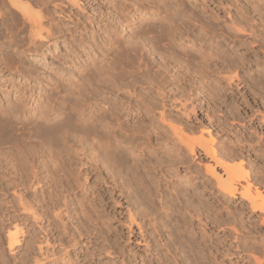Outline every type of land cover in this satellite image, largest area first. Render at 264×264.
I'll list each match as a JSON object with an SVG mask.
<instances>
[{
  "label": "bare ground",
  "instance_id": "obj_1",
  "mask_svg": "<svg viewBox=\"0 0 264 264\" xmlns=\"http://www.w3.org/2000/svg\"><path fill=\"white\" fill-rule=\"evenodd\" d=\"M54 1L31 0L33 4L35 3V6L41 5V7L43 6L46 9L43 10L44 12L42 11L43 13L40 12V9L39 11L35 9V12L31 10L33 8L31 7L32 4L28 3L29 0L28 2L0 0V6L3 4L7 8L4 7V9L10 12L13 17L22 18L23 21L26 20L30 24V29L33 28L35 32L33 31L32 40L29 39V42L31 41L29 48L32 47L39 50L47 44L52 28L59 31L64 29L57 23L50 24L51 32L50 29L41 27L46 24L45 22V24H42L45 18H48V20L52 19L53 13L48 8ZM69 2L74 5L77 0H69ZM139 5L143 6L142 3ZM179 10L177 9V11ZM187 13L189 18L202 23L212 33L216 32L212 36L215 40L209 41L206 38L202 44L199 43L200 45L197 49H191L188 52V64L191 61L194 62V64L192 63L193 65L191 64V68L187 67L186 65L188 64L185 63L183 64L184 66L180 64L182 66H180L181 69H177L180 63L178 61L185 62L186 59L181 60V56L175 54L172 51L174 49H170L172 46L170 48L168 46L163 47V52L168 51L167 54H164L174 64L172 68L165 66V64L163 65L161 56H156L157 58H151L158 65V69L153 71L149 69V64L144 59L142 50L146 48V39L147 41L148 39H155L156 41L163 37L164 28L161 25L146 22L142 28L137 27L138 31L136 34L140 43H136L139 45L130 43L131 47L126 45L127 47L123 48L124 54L121 53L123 49H119L121 40L118 37L111 40V45L119 49L117 51L118 55L120 54L122 58L125 55L126 57L124 56V58H127V60H133L132 64L135 63V68L134 66H132L133 68L129 66L130 69H136L137 73L140 71L139 74L147 78L151 91L146 93L138 92L137 88H135V83L142 82L143 78L136 77L134 74H132L135 76L132 80L126 83L119 82L123 76L120 74L122 70L118 72L119 74L117 73L118 75H115V81L110 82L106 74H110L112 69L117 68L115 66L116 62L111 63L109 68L104 67L103 64L98 66L97 64H92L89 65L90 73L85 79L79 84L66 86V95H61L59 92H57L59 95H56L57 93L53 91L56 93H53L55 94L54 96L51 92L53 96L50 98L46 96L47 98L44 99L49 100L42 102L41 105H43L36 108L35 115H31V119L26 120L23 125L19 126L15 122H4L0 116V145L6 144L9 137L13 135L16 142H18L16 148H19L20 152H22V156L16 158L12 165L14 179L7 180V182L5 180L6 184L3 185V176H0V193L6 194L9 189L20 184L25 187L23 188L24 192L10 197L11 200L9 201L5 200V198L0 199V232L5 220H7L6 223H13L16 219L15 217H18L19 214L31 217L38 225L48 222L49 227L41 226V224L39 226L43 234L41 242L36 243L38 239H35V235L30 237V241H25L28 250L24 256L27 259H32L34 264H82V261H89L90 264H130L128 260H125V248L121 247L115 238L111 239L110 242L112 251L107 252L111 260L102 261L103 258L100 257L101 246L95 241L100 238L107 239V231L109 232L112 228H110L111 224L106 222V220L111 219L109 217L110 214L106 215L102 210V207L107 204L105 198L116 192V190H119L120 196L123 197H127L134 192V195L139 198V203L136 202L137 198L134 201L138 205L140 204L139 206L143 204L144 207L145 205L144 209L148 206H155V198L152 199V197L156 194H164L163 184L161 185L154 181L156 174L161 173L162 175V172L166 170L165 168H168L167 170L169 171V169L174 170L176 166L184 165L187 161V154H185V151L183 152V148H186L188 153L195 154V146H198L204 157L209 160V162H205L203 168L206 174L202 175L201 178L199 177L200 180L194 185L191 184L192 181L187 182L185 186L182 185L184 187L178 184H173L174 186L171 185L172 183L170 184L173 187L176 199L174 200L173 197L171 199L170 196L167 206L164 203L167 200L164 201L165 199L162 198L165 207L167 206V211L164 210V212L167 214L170 210L171 214L175 216L171 218L173 222L169 230L170 240L168 239V243L161 244L160 249L158 246H153L152 243L147 245L150 249L148 247L145 248L144 254L140 258L141 263L233 264V258H235L237 263L242 261V264H264V239L251 243L246 242L244 237L248 238L250 236L246 235L244 228L247 227L245 223L243 224L244 220L240 221L242 224L237 222L239 224L237 227H235L236 225L233 226V224L231 227V224L229 227L225 225L226 228L219 225L222 212L221 198L231 203L237 197H240V200H237L234 207L242 210L240 213H244L243 210H246L245 215H250V218L256 216V220L264 224V114H248L245 111L247 110L245 107L239 108L244 100L241 103L236 100L237 106H234L228 103L225 96L226 89L230 88L231 84L235 83V80L250 83L251 81L246 80V78L255 79L253 75L257 76L258 83L264 86V33L257 32L252 19L250 20L244 14L239 16L238 19H230L229 23L219 27L216 23L200 16L196 18L192 11L188 10ZM37 25L40 26L38 31H36ZM172 27L169 29L170 32H173ZM216 35L218 36L215 37ZM146 51L150 55L151 52L148 48H146ZM119 59L121 60V58ZM120 60L119 63H121ZM129 62L131 63V61H128L126 64L128 65ZM175 67L177 70L174 69ZM119 68L123 69V67ZM16 69L18 68L16 67ZM125 71L129 73L130 70ZM136 71L133 72L136 73ZM222 71L229 74L222 76ZM249 71L250 73L253 71L254 74L250 75ZM248 73L249 75H247ZM211 77H214L212 78L214 83L206 85L207 83L203 80ZM222 78L227 82L226 88L225 84L223 86L221 84L220 80ZM196 81L201 84V90L199 91L200 96L195 97L194 101H192L191 111L199 109L204 114L209 125L214 126L216 135L219 132L227 134L226 141L218 142L211 130L206 131V137L201 134L199 137L191 138L186 133L193 131V127L185 123L182 124L181 121H176L173 115L166 113L167 103L174 104L176 102L173 97L174 89H178V91L183 93L186 91L181 86L183 83L193 87ZM173 83H177L175 88L171 87L165 90L167 85H173ZM58 86L54 90L58 91ZM142 88L144 89V87ZM150 92L152 95L149 94ZM106 93L113 94L114 97L109 98L105 96L107 95ZM142 93H144V96ZM157 98L160 99L159 102H157ZM31 100L34 103V98L29 96L20 106L25 107ZM16 106L19 105L15 104L13 108L15 107L14 109L17 112L19 109ZM156 110L158 112L157 118L153 114V111ZM148 126L149 128L147 129ZM151 135L162 137L163 140L170 139L173 142V146L178 147H166L165 150H162L161 147H151L152 150L151 148L147 149L149 152L145 151L147 147H141L140 153L143 152L141 158L131 156L134 155V149H140V147L135 146L148 145ZM251 156L253 157L252 161L250 160ZM38 157H41V159ZM75 160L78 161V165H84L85 163L92 167L89 169L94 170L96 178L89 186L85 187L82 185V187L80 185L78 175L75 172L74 165L77 164ZM128 161L131 162L128 163ZM258 162L261 163V166H256ZM151 168L153 173L150 170ZM255 169L256 173H253ZM83 170L86 171L87 168L84 167ZM90 172L88 171V173ZM18 178L19 181L16 180ZM97 179H101L102 184ZM164 181L166 183V180ZM54 183H57L58 186L53 185ZM47 185H50V187L53 185V188L51 187L52 189L51 191L49 190L48 195L41 196ZM199 187L202 190H198ZM79 188H83V192L81 194L82 197L77 198L76 194L79 193ZM153 188L156 192L155 195V192H152ZM187 189L191 198L186 192L185 194L189 197L187 196V200L184 201L185 199H180L179 192L187 191ZM203 189L210 192L212 201L204 200V197L202 199L199 198L198 195L201 194ZM69 190H78L75 191L76 193L72 199L66 198L65 192H69ZM167 193L165 192V194ZM194 196H198V198H194ZM165 198L167 199V197ZM181 200L182 202L184 201L183 203L188 204L186 205L187 207L192 206V210L195 213H191L190 209L185 208L186 206L181 207L182 204H179ZM163 203L159 202L161 207ZM159 204H157L158 207H160ZM132 205H134V202ZM152 207L151 209L147 208V211H152ZM163 209H165L164 206ZM72 210L74 214H70ZM11 211L16 214H9ZM141 211H143L142 208ZM126 212L128 216L127 239L129 241L131 237L137 236L131 224L134 222L133 215H139V212L132 214L129 208L126 209ZM160 212L162 211L160 210ZM236 212L234 211L235 214L231 212L234 214H231L235 218L234 221H238L237 218H239L240 214ZM120 213L122 214V212ZM237 215L238 217H236ZM65 218L68 220H65ZM73 220H77L79 227L76 226L77 228L74 229L68 225ZM169 221L171 222L172 220ZM105 223L108 225L104 226ZM22 224L24 223L22 222ZM20 225L13 224L14 230L7 229V243L12 250L20 244V237L24 235L23 228ZM59 227L60 237L55 236L57 239H53L54 242L51 244L49 239ZM140 229L141 227L139 226L138 230ZM155 229L154 231H156ZM143 231L138 232L142 238L146 235ZM229 236L233 239L234 245L232 246L225 242ZM70 238L72 250H65L64 254L61 253V255L59 254L60 256L57 255L56 257V247H67L65 242ZM84 238L88 240L83 244ZM56 241L58 244L55 246ZM89 243L92 244L93 249L85 252ZM138 243L140 244V242L136 241V244ZM1 245L2 241L0 238V247ZM34 245L37 246L41 259L33 252L32 248ZM67 245L69 247L70 242ZM72 252H75V258L74 256L73 258L71 257ZM112 254L114 256H111ZM0 256L2 255L0 254ZM1 259L2 264L9 263L3 259V256ZM167 259L168 261H166ZM23 263L25 264L26 260Z\"/></svg>",
  "mask_w": 264,
  "mask_h": 264
},
{
  "label": "rangeland",
  "instance_id": "obj_2",
  "mask_svg": "<svg viewBox=\"0 0 264 264\" xmlns=\"http://www.w3.org/2000/svg\"><path fill=\"white\" fill-rule=\"evenodd\" d=\"M20 1L28 2V0H20ZM139 2L143 4V6L141 5L142 7L139 5L140 4ZM28 3H30V5L32 4L31 7L33 9L31 10H34V12H35V9L36 11H39L40 9L41 13L44 12L43 10H46L43 6L41 7V5L35 6V3L33 4L31 0H29ZM120 4H123V5H120ZM1 5L2 6H0V116L3 118L2 120L4 122H9V123L15 122V123H18L19 126L23 125L26 122V120L31 119V117L35 115L36 108L42 106L43 105V104L41 105L42 102H45V101L47 102L49 100V99L45 100L44 98H47V97L50 98L53 95L55 96L57 92H59L61 95L63 94L66 95L67 94V92H65L66 86L71 85V84L72 85L79 84L83 79H85V77L90 73L89 65H92V64L93 65L97 64V66L103 64L104 67L109 68L110 67L109 65L111 63L116 62L115 66H117V68L112 69L110 74H106L110 82H114L115 75L119 71L122 70L121 71L122 73L120 72V74H122L123 76L121 75L122 77L119 82L126 83L132 80L135 77L132 75L134 74L136 75V77H141V79L143 78L142 82L135 83V88H137L138 92L146 93L147 91L148 92L151 91L149 89L151 86L147 83L148 82L147 78L144 75L139 74L140 71L137 73L136 69L135 70L130 69V67L133 68L132 66H134L135 68V63L132 64L133 60H130V59L127 60V58H124L125 55L122 58V56L120 54L118 55V52H117L119 51V49L126 48L127 46L131 47V45H129L130 43L132 45H139V44H136V43H140V40L137 39L138 35L136 34L138 31L137 27L142 28L143 26H145L144 24L146 22L154 23L155 25L158 24L164 28L163 30L164 34H163V37L159 39L160 41L156 40L158 41L156 42L155 39H151V40L148 39V41L146 39L145 41L147 42L146 48H148V50L151 52L150 53L151 56L146 51V48H143L142 50L144 54V59L149 64V69L151 71L158 69V65L152 60L151 57L161 56L163 65L165 64V66L171 67V68L174 65L173 63H171V60L168 57L166 58L165 54H167L168 51L163 52V49H164L163 47L169 46L170 48V46H172V48L170 49L171 50L174 49L172 51H174L175 54H179L181 58L178 55L177 56L181 60H184V59L187 60V62L186 60L185 62L180 61V60L178 61V63L180 62L178 64L179 68L177 67V64H176V67L177 69H181L180 68L181 65L185 63L188 64L189 58L187 54L191 49L192 50H194L195 48L197 49V47H199V45L202 44L203 40L206 38L209 41L214 39V37L212 36L216 34V32L212 33L211 31H209L210 29L205 27V25H203L202 23H199L197 21H194V19L189 18V15L187 13L188 10L192 11L196 18H199L197 16H200L204 19H207L211 22L216 23L217 25H219V27L223 26L226 23H229L230 19L232 18L238 19L239 16L244 14L245 16L250 18V20L252 19L253 23L255 24V29L257 30V32L259 31V32L264 33V0H77V3L74 5L72 3L70 4L69 0H55L53 3H51V6L48 8L49 11L53 13L52 19L48 20V18H45L46 21H44L45 20L44 19L42 24H45V23L47 24L49 22L47 24L48 26L45 24V26L42 25L41 27H43L44 29H50V32H51L50 24L57 23L59 26L63 27L64 29L59 31V30H54L52 28V32L50 33L48 37L47 44L41 47V49L37 50V49H33L32 47L29 48V46H31L30 45L31 41L29 42V39L32 40L33 38L32 34H34L35 30L33 28L30 29V24L26 20L23 21L22 18L13 17L10 12L4 9L5 6L3 4ZM177 9H180V10L177 11ZM262 15L263 17H261ZM260 17L262 20L260 19ZM171 27L173 28V32H170L169 30ZM43 28H42V31H43ZM36 29H37L36 31H38V29H40V26L37 25ZM31 30H32V33H31ZM217 36L218 35H216L215 37ZM117 37L121 40L120 41L121 44H119L120 46L119 49L116 46L111 45V40H114L113 38H117ZM152 40H154L155 42ZM159 42L162 44V46ZM121 53L122 54L125 53L124 49L121 51ZM119 58H121V60ZM118 59L120 60L121 63H119ZM128 61H131V63L129 62V64L127 65L126 63H128ZM118 63L121 64L122 66L121 65L118 66L119 65ZM192 63L194 64V62L191 61L186 66L187 67L189 66L191 68V66L193 65ZM13 67L15 68L17 67L18 69L15 70V68L13 69ZM119 67H123V69H120ZM176 67L174 69H176ZM252 68H254V66H252ZM128 69L130 70L129 71L130 74L127 73L128 71H125ZM222 70H225V69H222ZM133 71H136V73H134ZM218 71L220 70L218 69ZM249 73L247 75H249ZM228 74H229L228 72H224V71H222L221 73L222 76L223 75L227 76ZM253 74L254 72L251 71L250 75H253ZM125 75L126 77H124ZM212 78L214 77L206 78V80L204 79L203 81L207 83L206 85H210L214 83ZM253 78L255 79H250V77L246 78V80L251 81L250 83L246 81L240 82V81L235 80V83H232L233 87L231 84V87L226 89L225 96L228 100V103L234 106H237L236 100H238L239 103L243 102L244 100L243 104H241L239 108L245 107V109H247L245 111L248 114H251V113H255V114L263 113L264 114V86L258 83L259 81H258L257 76L253 75ZM220 81H221L222 86L225 84L224 86L226 88L227 82H225L223 78ZM176 84L177 83H173V85L172 84L167 85L165 90H168L171 87L175 88ZM56 86H58V89H57L58 91H56V89L54 90ZM181 86L186 91L182 93L178 91V89L177 90L174 89L173 97L176 99L175 100L176 102L174 104L167 103L166 113L173 115V117L176 118V121H179V122L181 121L182 124L185 123L188 126L193 127V131H191L192 133L191 132L186 133L191 138L199 137L201 134H204L206 137L207 136L206 131L211 130L213 136L215 135V138H217L218 142L223 141V140L226 141L228 137L227 134L219 132L216 135L214 131V126L209 125L208 121L204 117V114L199 109H196L195 111H191L192 104H193L192 101H194L193 99L195 97L200 96L199 91L201 90V84L196 81L195 86L193 87H190L189 85H185V83H183ZM142 87H144V89ZM49 91H50L49 94H51V92L52 94L55 92L56 93L53 95L51 94L49 96L48 94ZM46 92H47V95H46ZM59 93H57L56 95H59ZM144 93H142V95ZM106 94L107 95L105 96H108L109 98L114 97L113 94H109V93H106ZM149 94L152 95L151 92ZM183 94L185 95L183 96ZM188 94L189 95L192 94V95L189 96ZM29 96L34 98V103L31 100L25 107H21L20 104L22 105L25 102L24 100H26V98H28ZM159 101L160 99L157 98V102ZM15 104L21 107L20 109L19 106H16L20 112L19 111L16 112L14 109L15 107L13 108ZM28 105L29 107H27ZM153 114L155 118L158 117L157 110L153 111ZM13 120H16V121H13ZM176 121H175V124H176ZM148 128L149 126L147 127V129ZM200 130L203 131V133H201ZM11 136L6 141V144L5 143L3 145L1 144L2 146L0 145V174H1L0 176H3L2 178L3 185L6 184L7 180L14 179L13 178L14 169L12 165L16 161L15 160L16 158L22 156V152H20L21 150L19 148H16V146H18L16 145L18 144V142H16V139L13 137V135ZM144 145L142 144L141 146L140 145L135 146V147H140V149L138 148L134 149L133 151L134 155H131V156H134V157L136 156V157L141 158L143 155V152L140 153V150L142 149L141 147H147L145 151L147 149L149 150L151 147H161L162 150H165L166 147H178V146H173V142H171L170 139L163 140L162 137L159 138L153 135L150 136L148 145L146 144ZM180 147H185V146H180ZM195 147H196L195 154L188 153V151H186V148H183V152L185 151V154H187V161L185 162L184 165L176 166L175 168L176 170L169 169L168 171L167 170L168 168H165L166 170L162 172V175L161 173H157V174L155 173L156 176L154 178V181H156V183L158 184H161V185L163 184L162 185L163 188L162 187L161 188L164 190L163 192L164 194L157 195L156 192L154 191L155 189L153 188L152 192L154 191L155 192L154 195L156 194L155 195L156 197L155 196L152 197V199L155 198L154 199L155 206L153 207L148 206L150 209L152 207V211L150 210L149 212L147 211V208H148L147 206H146L147 208L144 209L145 205L143 207V204L139 206L140 204L138 205L136 203L139 201V198H137L134 195V192L130 193L129 195L127 194L128 195L127 197H123V196H120L119 190H116V192H113L109 197L105 198V201L107 202V204L103 206L104 208L102 207V210L104 214L106 215L110 214L109 217H111L110 219L111 221L106 220V222L111 224L110 228L112 227L111 230L113 231L112 232L111 230L109 232L107 231V235H106L108 237L107 239L100 238V239H96L95 241L99 246H101L100 247V250H101L100 257L103 258L102 261L104 260L106 261L107 259L111 260L110 259L111 257L107 255L108 254L107 252L112 251L110 249V242H111V239H114V238L119 242L121 247L125 248V251H126L124 254V256L126 257L125 260H128L130 264H142L140 261V258L142 257L141 255L144 254L145 248L148 247L147 245H150L152 243L153 246H158V248L159 247L161 248L162 246L161 244L168 243V241L170 240L169 230L172 226L171 223L173 222V219L171 218L175 216L171 214L170 210L167 212V214L164 212V210L167 211L166 207L168 206V202L170 201L169 200L170 196H171V199L172 197L174 198V200L176 199L174 197L175 192H173V187H172L174 186L173 184H178L179 186L181 185V187H184L185 185H187V182L192 181L191 184L194 185L198 183L197 181L200 180L202 175L206 174L203 168H204L205 162H209V160L208 158L204 157V154L201 153V150L200 148H198V146H195ZM148 150L146 152H149ZM85 153L83 154L85 155ZM38 158L41 159V157H38ZM250 160L251 161L253 160L252 156ZM130 162L128 161V163ZM74 166H75V172L79 178L78 181L80 182L81 186L84 185L86 187V186H89L92 183V181L94 182V179L96 178V174H94L93 169H89V168H92L90 167V165L88 166L85 163L84 165H78V161H77V164H75ZM256 166H261V163L258 162ZM84 167L87 168L86 171L83 170ZM150 170L153 173V169L151 168ZM88 171H91V172L88 173ZM253 173H256V169L253 170ZM16 180L19 181V178ZM164 180H166V183ZM97 181L102 184L101 179H97ZM167 181H169L170 183ZM53 185L58 186L57 183L56 184L54 183ZM19 186L12 187V189H9L8 193L6 194L0 193V199L5 198V200L9 201L11 200L10 197H14V195L17 196L18 193L24 192L23 188L25 187L22 186V184H20ZM51 187L50 185H47L46 190L48 191L45 190L42 193L43 195L41 196L48 195L49 190L51 191V189L53 188ZM82 189L79 188V193H77L78 195L76 194L77 198L82 197L81 195L83 192ZM200 189L202 190L201 187H199L198 190ZM171 190L172 192H170ZM71 191L69 190V192H65L67 199H72V197L76 193L75 191H78V190H74L72 192ZM165 192L166 193L168 192V193L165 194ZM185 193L190 196L188 189L187 191L183 190L179 192L180 199H183V200L185 199L184 201H186L187 198L189 197ZM164 196L167 197V199ZM198 196L201 199L204 197L205 198L204 200L212 201L211 194L207 190L203 189L201 194ZM198 196L196 197L194 196V198H198ZM136 198L138 199L137 201H136ZM157 198L160 200H158ZM162 198L165 199L164 201L167 200V202H164L165 205H167L166 207L163 203ZM237 200H240V197L239 198L237 197L231 203L228 201L226 202V199L221 198L222 212H221L220 217L222 219L220 218V222L224 226L221 223L219 225L223 228H226L227 225H228L227 227H229L230 224H231L230 227L232 226V224L233 226L236 225L235 227H237L239 225L238 223H241L240 221L244 220L243 224L245 223L247 227V228H244L247 233L246 235L250 236V237L247 236L248 238H246V236L244 237L246 242L251 243V242H256L258 240L260 241L261 239H264V224L257 221L256 216H253L250 218V215L249 216L245 215L246 210H243L244 213H240L242 210L234 207V205H236L235 203L237 202ZM133 202H134V205H132ZM159 202L163 203L162 207L160 206ZM183 202L181 200L179 204L180 203L182 205L185 204ZM175 203L177 202L175 201ZM157 204H159L160 207H158ZM182 205L181 207H185L188 204H185L183 206ZM163 206L165 209H163ZM140 207L142 208L143 211H141ZM191 207L186 206L185 208L186 209L188 208V210L190 209L191 213H195L192 210L193 207L192 208ZM127 208H129L132 211V214L141 211L139 212V215H136V214L133 215L134 222L131 224V226L133 228V231L137 233V236L131 237L129 241L127 239L128 237V228H127L128 216L126 212ZM160 210L162 212H160ZM233 210L235 212L237 211L236 213H240L239 218H237L238 221H234L235 218L232 215H234L235 213ZM119 211L122 212V214ZM231 212H233L234 214H232ZM9 214H16V213L11 211ZM70 214H74V211L73 210L70 211ZM140 214H144V215H140ZM236 217H238V215ZM15 218H16L15 219L16 221L15 220L14 222L11 221L13 223H6L7 220L3 222L6 225L5 224L3 225L1 232H0V238L2 241V245L0 247V254L3 256V259L9 262L8 264H24L23 262L25 260H26L25 264H34L32 259H27V257L24 256L27 254L26 251L28 250L25 241L26 240L30 241L31 240L30 237L35 235L37 237V238L35 237V239H38L36 243L41 242V236L43 235L39 229V226L41 223L38 225L31 219V217L26 216L25 214H19V216ZM65 220H68V219L65 218ZM166 220L168 223L166 222ZM169 220H172V221L170 222ZM22 222L24 224H22ZM107 223H105L104 226H107L108 225ZM13 224H18V225L21 224L20 226L23 228L24 235L21 236L19 234L21 236L20 244L16 246L15 249L12 250L8 247L6 235H7V229L14 230V228L12 227ZM136 224H137V227H136ZM68 225L70 227L72 226L74 229L79 227L77 220L75 221L73 220ZM41 226L49 227L48 222L41 224ZM139 226L141 227L140 230H138ZM154 228H156L155 229L156 231H154ZM141 230L142 231L146 230V231H143V233L146 234L144 238L139 236L138 232H142ZM60 234L61 232H60V227H59L57 231L53 232V235L50 237L49 242L53 244L54 242L53 239L54 240L57 239L56 238L57 236L60 237ZM87 240L88 239L84 238L82 241L83 244ZM136 241L140 242V244L139 243L136 244ZM69 242H70V246L68 247L67 244H69ZM225 242L228 244H231V246L234 245L233 239L231 236H229L228 240H226ZM65 243H67L65 244V246L67 247H63V246L56 247L55 249L56 257L57 255L60 256L61 253L64 254L65 250L66 251L72 250L71 238ZM57 244L58 243L56 241L55 246ZM145 244L146 246H144ZM87 247L88 249L85 252H89L90 250L93 249V246L91 243L87 244ZM148 249H150V247H148ZM32 250L35 253V255L41 259V256L38 253L37 246L34 245ZM162 251L163 250H161V252ZM74 255H75V252H72L71 257L73 258ZM2 256H0V264H2V259H1ZM111 256H114V254H112ZM75 257L76 256H74V258ZM166 261H168V259ZM233 261H234L233 264L243 263L242 261H240L239 263L235 262L236 261L235 258H233ZM81 263L90 264L89 261H85V262L82 261Z\"/></svg>",
  "mask_w": 264,
  "mask_h": 264
}]
</instances>
